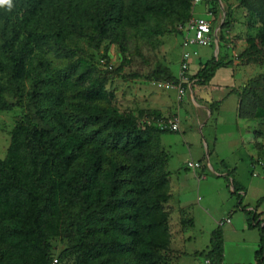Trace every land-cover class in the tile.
Here are the masks:
<instances>
[{
    "label": "trees",
    "instance_id": "16d2710c",
    "mask_svg": "<svg viewBox=\"0 0 264 264\" xmlns=\"http://www.w3.org/2000/svg\"><path fill=\"white\" fill-rule=\"evenodd\" d=\"M87 2L103 4L93 10ZM187 4L12 0L11 9L0 7V111L22 103L26 109L0 158V264H51L50 240L56 236L67 240L57 261L75 254L79 264L164 263L160 204L169 197L170 172L164 170L168 156L154 152L163 130L142 128L130 110L95 103L108 98L102 82L78 60L58 67L54 59L73 56L83 37L95 48L110 38L122 52V68L131 35L152 20H181ZM259 13L260 27L241 54H259L264 60V2ZM151 32L163 33L158 27ZM220 67L211 57L194 77L208 82ZM153 75L176 81L160 63ZM252 79L232 92L240 99L248 94L259 98L250 87ZM68 97L76 100L67 104ZM220 162L241 204L245 188L235 180V168ZM262 200L264 195L257 205ZM241 210L247 226L258 229L254 260L264 264L262 212ZM223 235L219 224L206 251L194 255L223 264Z\"/></svg>",
    "mask_w": 264,
    "mask_h": 264
},
{
    "label": "rangeland",
    "instance_id": "374dc122",
    "mask_svg": "<svg viewBox=\"0 0 264 264\" xmlns=\"http://www.w3.org/2000/svg\"><path fill=\"white\" fill-rule=\"evenodd\" d=\"M186 1L187 7L181 8L184 10L181 20L173 23L166 18L152 20L146 28L130 36L122 68V52L119 45L110 38L104 39L95 48L83 37L75 47L73 56L64 60L54 59V62L60 67L78 60L90 70L93 78L102 82L108 93L106 101L95 103L108 105L118 111L130 110L142 128L163 130L160 147L154 152L161 151L168 156L164 170H175L172 176L178 177L176 193L169 179L166 189L169 197L160 204V211L165 215L161 236L165 242L160 250L164 257L163 264L175 259L177 264H208L204 256L194 254L206 251L210 234L219 224L224 234L223 264H259L254 260V252L259 246L260 235L257 228L247 226V215L241 207L262 212L259 220L264 219V200L257 205L258 199L264 195V60L258 58L259 54L241 53L248 44L247 39L254 37L260 27L259 7L264 1ZM87 3L93 10L103 4ZM197 20H205L210 24L213 39L207 46L185 47L188 58L184 64L181 61L182 41L189 32L185 28L190 21ZM154 27L163 33H152ZM211 57L221 63L218 80L226 82L225 87L231 88V92L241 91L247 81L253 78L250 87L259 96L255 98L248 94L242 99L238 98L237 120L234 118L236 98L231 96L232 99L223 102L218 117L215 151L220 159L235 168L234 178L245 188L244 196L243 191H240L241 204L231 194V178L216 176L207 164L206 152L210 155L209 162L215 169H220L215 163L211 142L205 149L202 134L184 123L176 132L164 128V122L169 117L178 116L177 106L186 99L190 86H208V83L198 80L194 74ZM158 63L172 72L176 80L174 88H165L163 83L169 81L153 75ZM209 88V96L215 100L210 105L211 118L215 122L213 111L219 104L216 99L222 92L219 88ZM74 100L76 97H68L66 102L70 104ZM25 112L24 103L0 111V158H4L11 131ZM34 118L43 125L36 115ZM236 130L241 138L239 147L235 140ZM198 159L204 162L199 161V169L187 166L188 161ZM203 168L205 178L200 173ZM177 199L183 208H180ZM66 247L65 238H52L49 251L52 260ZM56 264H79L78 256L72 254Z\"/></svg>",
    "mask_w": 264,
    "mask_h": 264
},
{
    "label": "crops",
    "instance_id": "0c3cea01",
    "mask_svg": "<svg viewBox=\"0 0 264 264\" xmlns=\"http://www.w3.org/2000/svg\"><path fill=\"white\" fill-rule=\"evenodd\" d=\"M219 70H220V68L216 71L215 75L211 78V80L206 82V83H208L207 87L205 85L204 86L201 85L199 87H197V85H193V86L189 87L188 92L186 93V99L183 100V102L180 104V106H177V114H178L179 121H180L179 126L182 125V123H184L186 126H188L190 128H195L196 131H199L202 134L205 149H206V145L209 144V142H211V145L213 147V154H215L214 155L215 156V158H214L215 163H216L217 167H219L220 169H215V166L209 162L210 155L207 152L205 155H206V159H207V164L210 166V168L214 172V174H216V176L230 178V177H227L225 168H223V166L219 163L223 159H220V157L217 155V153L215 151V143H216L217 135H218V117L220 116L221 107L223 105V102L227 101V99H232L231 96H233V95L235 96L236 99H235L234 118L237 120L236 107H237L238 97L235 93L231 92V88L225 87V86H227L226 82H221L220 80H218L217 74H218ZM215 77H216V80L214 79ZM209 87L219 88L220 91L222 92V95L218 99H216L219 101V104L216 107V110L213 111V113H214L213 115L215 116L214 118L216 119L215 122L211 118L212 115H211V111H210V105L215 100H214V98L212 99L209 96V90H211ZM194 91H196V93ZM180 109H182L183 111L180 112ZM236 133H237L235 135L236 136V138H235L236 145H238V147H239V145L241 143V138H240L239 132H237V130H236ZM199 161H201L204 164V162L201 159L196 160V162H199ZM223 161L226 163L225 160H223ZM227 165L230 166L229 164H227ZM204 168L200 172L202 175V178H205ZM170 172H171V175L169 178L170 182H171L170 185H172V183H173V187H174V191H175V189L178 188V186L176 185L178 177H177V175H175L174 177L172 176L173 174L176 173L175 170L173 172L172 171H170ZM231 186H232V184H231ZM244 191H243V195L245 194ZM175 193H176V191H175ZM177 203H179L180 208L184 207L178 199H177ZM175 261H176V259L172 262H166L165 264H177V262H175Z\"/></svg>",
    "mask_w": 264,
    "mask_h": 264
},
{
    "label": "built area",
    "instance_id": "2783aa9c",
    "mask_svg": "<svg viewBox=\"0 0 264 264\" xmlns=\"http://www.w3.org/2000/svg\"><path fill=\"white\" fill-rule=\"evenodd\" d=\"M185 30H188L189 32L186 33L182 41L183 49L181 52V61L184 62V64L187 63V58H188L187 57L188 53L185 50V47L189 45L207 46L211 44V41L213 39L212 28L210 24L205 20L190 21L186 26ZM190 32H192L191 35ZM175 84H176L175 82L169 81V82H164L163 86L167 89H171L174 88ZM181 91L182 90H180V93L182 94ZM179 124H180L179 117L177 115H172L164 122V128L176 132L180 130ZM187 166L195 170V169H199L201 167V164L200 162H196V161H188ZM56 263H57V258H54L51 264H56Z\"/></svg>",
    "mask_w": 264,
    "mask_h": 264
},
{
    "label": "clouds",
    "instance_id": "9594fccd",
    "mask_svg": "<svg viewBox=\"0 0 264 264\" xmlns=\"http://www.w3.org/2000/svg\"><path fill=\"white\" fill-rule=\"evenodd\" d=\"M7 6L9 9L12 7V0H0V7Z\"/></svg>",
    "mask_w": 264,
    "mask_h": 264
}]
</instances>
